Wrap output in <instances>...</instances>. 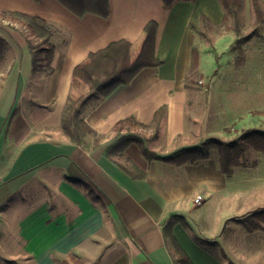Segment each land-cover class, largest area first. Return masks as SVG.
I'll return each mask as SVG.
<instances>
[{
	"label": "crops",
	"instance_id": "crops-1",
	"mask_svg": "<svg viewBox=\"0 0 264 264\" xmlns=\"http://www.w3.org/2000/svg\"><path fill=\"white\" fill-rule=\"evenodd\" d=\"M3 11L51 24V72L33 70L25 30L3 19ZM202 15L223 27L219 0H180L170 7L161 0H109L107 17L78 16L58 0H0V264H176L163 234L173 215L190 228L177 222L172 232L194 264H264V257L246 254L256 247L249 238H264V223L248 230L243 221L264 207H253L255 197L245 188L232 187L211 149L208 159L183 164L147 160L137 142L120 155L105 153L126 134L160 157L209 137L226 140L221 131L193 140L198 123L210 122L197 111L198 79L211 77L219 51L216 38L207 47L199 33ZM150 20L158 23L155 54L162 63L143 67L87 114L98 136L86 137L90 147L71 142L60 123L75 65L112 41H134ZM257 35L243 46L245 64L233 66H246L247 48L264 55V44L252 47ZM195 45L196 83L187 86ZM162 105L167 110L156 135L143 128L113 131L131 115L149 123ZM126 168L144 176L133 177ZM198 194L202 202L196 204ZM192 234L216 241L218 253L198 245ZM220 249L227 260L219 258Z\"/></svg>",
	"mask_w": 264,
	"mask_h": 264
},
{
	"label": "trees",
	"instance_id": "trees-1",
	"mask_svg": "<svg viewBox=\"0 0 264 264\" xmlns=\"http://www.w3.org/2000/svg\"><path fill=\"white\" fill-rule=\"evenodd\" d=\"M40 1V0H35ZM64 7L78 16L85 13H94L102 17L109 14V0H58ZM163 6L170 7L180 0H161ZM189 1V0H184ZM223 10V29L225 31L235 30L231 19L236 18L241 7L242 0H219ZM253 11V25L245 35L238 36L232 44L235 53L233 64L244 65L246 55L244 44L257 33L258 26L264 23V2L262 0H251ZM3 19L19 22L25 30L27 42L31 50L32 65L34 71L43 70L46 73L52 71V58L55 45L52 42L54 30L51 24L44 18L19 11H3ZM200 34L205 41H210L208 33L216 30V26L202 15L200 18ZM190 25L195 27V23ZM158 23L150 20L146 23L138 38L134 41L119 39L110 42L107 46L96 51L89 52L85 59L75 65L65 105L61 112V131L73 143L86 148L91 145L86 141L89 134L96 136V132L86 123L85 117L93 110L107 95L117 86L128 84L135 75L146 66H156L162 63L155 54V41ZM199 48L193 46L191 68L187 78V86L195 85L194 77L197 74ZM167 110L166 105L160 106L154 113L149 123H142L131 115L115 123L113 131L117 134L123 131L143 128L152 131L156 135L160 129L162 118ZM132 142H137L141 153L147 160L163 159L176 164L197 163L204 161L210 156V149L216 148L218 164L221 171L231 175L234 167L241 165V157L250 149L264 152V130L248 128L238 136L223 140L217 137H209L199 145L179 149L167 156L160 157L154 151L149 150L144 142L133 134L122 135L113 144L106 148L105 153L122 154L125 148ZM133 177H143L144 173H138L126 168ZM245 226L248 230L261 227L264 223V208H259L245 216ZM181 222L187 229L188 224L181 216L169 217L163 227V234L169 245L176 264H194L180 244L173 236V225ZM193 240L204 249L212 252L217 248L216 241L206 240L192 234ZM219 258L227 259L223 250H219ZM214 252V251H213Z\"/></svg>",
	"mask_w": 264,
	"mask_h": 264
},
{
	"label": "rangeland",
	"instance_id": "rangeland-1",
	"mask_svg": "<svg viewBox=\"0 0 264 264\" xmlns=\"http://www.w3.org/2000/svg\"><path fill=\"white\" fill-rule=\"evenodd\" d=\"M231 23L235 28L233 31L226 32L221 26L208 34L210 44H206L207 47H213L216 38L219 51L216 52L217 62L213 64L215 71L211 77H204L203 81L198 79L196 101L198 113L210 122L198 123L199 136L194 141L220 131L224 139L230 140L248 128L264 130V55L259 58L258 49L247 48L246 66L235 67L232 62L235 57L231 40L245 35L254 27L250 0H245ZM257 33L252 47L264 44V23L258 26ZM142 132L146 134L147 130ZM211 152L218 156L216 148H212ZM231 184L236 191L245 188L247 195L255 197L253 207H264V152L250 148L241 157V165L234 167ZM248 240L256 247L247 248L246 254L264 257V238L254 236ZM217 250L214 248L215 253H218Z\"/></svg>",
	"mask_w": 264,
	"mask_h": 264
},
{
	"label": "built area",
	"instance_id": "built-area-1",
	"mask_svg": "<svg viewBox=\"0 0 264 264\" xmlns=\"http://www.w3.org/2000/svg\"><path fill=\"white\" fill-rule=\"evenodd\" d=\"M193 202L199 204L202 202V196L198 194L195 198H193Z\"/></svg>",
	"mask_w": 264,
	"mask_h": 264
}]
</instances>
